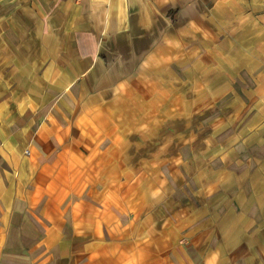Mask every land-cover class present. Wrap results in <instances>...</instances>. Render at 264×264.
<instances>
[{
  "label": "crops",
  "instance_id": "crops-1",
  "mask_svg": "<svg viewBox=\"0 0 264 264\" xmlns=\"http://www.w3.org/2000/svg\"><path fill=\"white\" fill-rule=\"evenodd\" d=\"M8 4L0 264H264L259 132L229 136L218 169L195 150L183 170L164 161L179 133L161 144L165 92L201 65L254 77L264 102V0Z\"/></svg>",
  "mask_w": 264,
  "mask_h": 264
},
{
  "label": "rangeland",
  "instance_id": "rangeland-1",
  "mask_svg": "<svg viewBox=\"0 0 264 264\" xmlns=\"http://www.w3.org/2000/svg\"><path fill=\"white\" fill-rule=\"evenodd\" d=\"M9 1L0 0V15L4 17L9 13L7 12L10 9ZM204 69V65L198 67L192 78L181 76L182 80L177 85L176 91L171 93L167 90L165 92V99L172 100L176 107L170 110L163 109V113H166L164 117L168 116L162 126L165 134L161 144L164 148H169L173 143L174 145L177 144V141H171V139L172 136L175 137L179 133L178 146L174 147V151L178 149L179 153L177 151L176 156L172 158L169 156L164 157V161L171 162L179 158V165H181L182 161L187 163L192 156L193 150H195L201 156L206 152L211 154L209 157L210 162L218 169L219 166L224 164L222 158L226 152L224 150L226 147L225 142L232 134L241 133L242 131L248 134L251 131H256L260 134L257 143L264 144V102L256 94L245 92L254 87V77L246 75L240 77L234 75L225 76L220 73H216V76L213 77H203L206 71ZM188 79L190 82L193 81V85L187 83ZM219 79L224 82L222 86H217ZM211 80L215 81L212 87L215 89L214 91L211 90V84H205V82H210ZM151 111L154 112L155 109L152 108ZM174 119L176 121L173 123ZM224 121L230 122V125L223 126ZM254 123L255 125L253 126ZM189 137H193L195 140H189ZM242 143L243 141L235 140L232 145L234 144L233 146L236 147L238 144L241 147ZM245 143L247 142L244 140V149L255 147L251 142L248 143L249 145ZM159 145L160 140L158 141ZM251 159L250 156L249 160ZM193 160L191 159L190 162H195ZM180 169L183 170L182 165ZM168 175L170 179V174ZM185 177L187 178V176H184V178L180 176V182L187 180ZM169 195L170 190L168 189L166 196ZM164 210L167 211L166 205Z\"/></svg>",
  "mask_w": 264,
  "mask_h": 264
}]
</instances>
